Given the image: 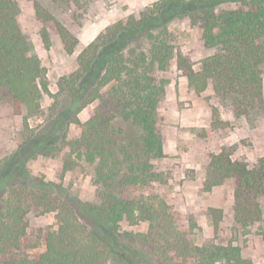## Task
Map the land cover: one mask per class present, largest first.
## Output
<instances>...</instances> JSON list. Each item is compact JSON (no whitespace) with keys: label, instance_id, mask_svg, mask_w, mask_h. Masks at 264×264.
<instances>
[{"label":"trees","instance_id":"obj_1","mask_svg":"<svg viewBox=\"0 0 264 264\" xmlns=\"http://www.w3.org/2000/svg\"><path fill=\"white\" fill-rule=\"evenodd\" d=\"M182 1L194 0H159L143 8L137 18L131 16L125 23L106 28L78 53L77 69L57 81L58 92L72 103L69 123L80 127V136L69 143L70 151L93 166L98 201L81 202L65 194L60 185L30 176L25 160L36 154L52 158L58 150L57 137L43 139L56 129L35 133L0 168V264H106L109 253L137 264H176L174 255L169 256L172 252H178L181 264L187 258L194 264H251L232 241L208 246L189 242L173 225L171 209L161 195L132 196L128 192L162 181L153 162L164 157L157 108L166 81L157 78V72L174 64L197 95L211 80L214 92L229 98L237 116L262 102L264 0H228L238 4L228 10H216L212 1L199 8L192 21L203 46L218 49L200 61L199 71L177 49L167 26L154 25L157 17ZM19 13L16 0H0V93L10 96L17 112L24 108L31 113L38 110L41 93L49 94V90L46 69L31 54L19 27ZM34 14L47 45L44 25L52 20L50 14L37 3ZM54 27L64 52L72 54L76 39L60 23ZM93 102L97 105L92 115L80 123L76 115ZM115 121L125 124L131 136L119 141L124 129L115 126ZM70 168L65 161L63 169ZM226 179L234 183V222L243 229L261 222L257 199L264 186V156L249 165L232 159L224 148L210 155L203 191L209 192ZM32 207L53 213L56 228L47 232L44 251L36 257L8 256L12 250L29 247L24 237ZM123 221L129 226L147 223L149 234L163 245L161 255L157 253L155 259L132 245L136 235L119 232Z\"/></svg>","mask_w":264,"mask_h":264},{"label":"rangeland","instance_id":"obj_2","mask_svg":"<svg viewBox=\"0 0 264 264\" xmlns=\"http://www.w3.org/2000/svg\"><path fill=\"white\" fill-rule=\"evenodd\" d=\"M156 1L159 0H78L75 4H60L50 0H16L20 9L17 17L19 27L30 45L31 54L46 69L49 94L41 93L38 110L28 113L24 108L17 112L10 96L0 93V168L32 135L42 130L56 129L54 134L43 136L46 140L57 137L56 154L52 158L33 155L25 160L24 167L35 180L60 185L70 197H77L81 202L98 201V187L93 183V166L70 151L69 143L80 136V127L69 123L72 103L65 94L58 92L57 81L77 69L78 53L101 32L117 22L125 23L131 16L137 18L143 8ZM211 1L216 10L238 6L228 0L175 2L154 20L157 27L167 26L174 36L175 46L188 58L195 71L200 70L202 59L218 51L203 46L200 31L192 21L199 8ZM35 3L41 5L52 19L44 25L47 45L40 36L42 26L35 18ZM55 22L63 25L76 39L72 54L64 52L54 27ZM156 76L166 81L157 108L164 157L153 162L162 181L146 188H129V194L161 195L171 209L173 225L193 245H225L232 241L233 245L240 247L243 259L251 264H264V186L257 199L262 220L244 229L233 219V180L226 179L209 192L203 191L202 186L210 155L223 148L232 159L249 165L264 156V64L261 67L262 102L249 107L245 113L240 112L239 116L233 113L228 97L214 92L211 80L205 91L197 95L188 87L185 77L174 64L157 72ZM96 105L97 102L90 103L76 115L80 123L90 118ZM114 124L124 129V133L118 137L119 141L131 136V130L125 124L119 121ZM63 133L64 139L61 140ZM65 161L71 164L69 170L63 169ZM42 211L41 208L32 207L26 216L24 240L29 247L12 250L8 256L34 258L44 251L47 232L56 225L54 214ZM80 219L88 227L85 220ZM214 219L217 220L216 229ZM119 232L136 235V242L132 245L143 248L155 259L157 253L161 255L163 252L159 238L149 234V226L145 222L129 226L123 221ZM172 254L174 262L181 264L178 252L169 253V256ZM133 262L109 253L106 264ZM185 264L194 263L187 258Z\"/></svg>","mask_w":264,"mask_h":264}]
</instances>
